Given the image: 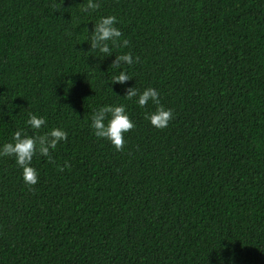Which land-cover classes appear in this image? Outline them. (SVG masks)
I'll use <instances>...</instances> for the list:
<instances>
[{
  "label": "trees",
  "instance_id": "16d2710c",
  "mask_svg": "<svg viewBox=\"0 0 264 264\" xmlns=\"http://www.w3.org/2000/svg\"><path fill=\"white\" fill-rule=\"evenodd\" d=\"M56 2L0 0V144L67 133L34 154V185L0 157V264H264V0ZM108 15L104 56L89 41ZM126 86L156 89L168 126ZM119 104L134 127L117 150L89 125Z\"/></svg>",
  "mask_w": 264,
  "mask_h": 264
},
{
  "label": "clouds",
  "instance_id": "9594fccd",
  "mask_svg": "<svg viewBox=\"0 0 264 264\" xmlns=\"http://www.w3.org/2000/svg\"><path fill=\"white\" fill-rule=\"evenodd\" d=\"M62 0H58L54 9L59 10ZM97 7L94 0H88L87 8L93 9ZM117 23L116 17L112 15L102 16L92 29V37L89 41L91 48H96L107 56L112 53L108 42L113 45L117 43L121 37L120 30L115 27ZM127 40L119 42V46L127 45ZM138 59V57H137ZM131 65L134 59L131 54L124 53L115 56L112 62L114 68L120 69L121 64ZM131 79L127 72L121 70L112 79V82L124 84ZM125 97L129 100L135 98V103L143 108L149 102L155 105L152 111L145 114V118L152 126L157 129L166 128L168 122L172 119L171 109L164 108L160 104L159 93L152 87L144 88L138 91L132 86L125 87ZM28 128L39 130L45 125V119L42 116L29 113L25 121ZM89 127L92 129L93 135L99 139H105L110 142L117 150L124 144V134L134 127L133 121L130 119L125 105H101L93 111ZM67 139V133L58 127L48 129L43 134H28L24 129H17L13 132L11 141L0 144V157L10 156L15 160L16 165L20 169L21 177L25 184L34 185L38 180V171L31 166L34 154L52 159L50 150H55L57 144ZM67 166V164H65Z\"/></svg>",
  "mask_w": 264,
  "mask_h": 264
}]
</instances>
